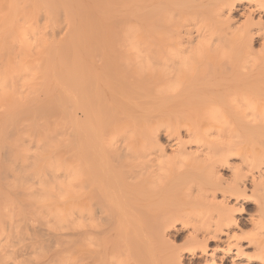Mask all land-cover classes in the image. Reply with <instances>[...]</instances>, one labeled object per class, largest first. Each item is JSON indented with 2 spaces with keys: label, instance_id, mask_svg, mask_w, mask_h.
I'll return each mask as SVG.
<instances>
[{
  "label": "bare ground",
  "instance_id": "obj_1",
  "mask_svg": "<svg viewBox=\"0 0 264 264\" xmlns=\"http://www.w3.org/2000/svg\"><path fill=\"white\" fill-rule=\"evenodd\" d=\"M20 141L69 145L66 177L0 178V264H50L19 224L84 207L57 264H264V0H0V151Z\"/></svg>",
  "mask_w": 264,
  "mask_h": 264
},
{
  "label": "rangeland",
  "instance_id": "obj_2",
  "mask_svg": "<svg viewBox=\"0 0 264 264\" xmlns=\"http://www.w3.org/2000/svg\"><path fill=\"white\" fill-rule=\"evenodd\" d=\"M55 35L58 36L59 33L56 32ZM19 45L20 44H15V49H17ZM53 145H57L59 148L69 146L67 144L60 142L51 144L48 143L47 141L44 142L20 141L14 144L2 145V149L0 151V161L3 163L5 162L8 163L12 167L9 166V168L7 169L2 165H0V178L3 181L4 180H8L12 182L16 181L18 182L17 185H21L22 183H30V182L36 184L37 180L39 179L38 174L44 172H45L44 180H52L57 175L59 176V179L65 178L66 177L65 172L61 167L47 163V161L51 163H61V162H67L68 160V153H64V151H59V150L54 151L48 149ZM8 147H17L22 149L25 147L28 149V151L26 153H23L22 150H18L17 152H15L9 150ZM41 162H46L45 164L49 166V168L41 165L40 164ZM16 190H19V188H17ZM89 215L90 212L87 210L86 207H84V210L81 211V217L78 219L79 223H77V225L73 227L70 224V228L68 221L59 223L51 220L50 224L53 225L55 228H50L47 225H45L43 222L34 221L30 216L26 215V221L20 223L19 227L24 231L27 230V232H32V233L36 232L37 234L43 236L45 241L44 246L42 247L44 249V253H43L44 258L49 260L50 264H57V259H55L54 256L55 254L53 253L64 249L65 243L69 238L68 235H70L71 233L77 234L78 232L80 233L81 230L82 233H85L83 231L84 227L82 226L86 225V228H88L87 224L89 221L88 220ZM103 215L104 214H102V216ZM100 218L101 217L97 218L99 219L98 222L103 221L100 224H102V226L103 225L107 226L108 230L107 229L105 230V227L102 228L101 225L99 228L104 229L103 231L100 232L98 231L99 229L91 230L90 234L84 236V241H83L84 248L95 249L98 247L100 242L103 243L104 241H106V239L108 240L109 237H112L114 231L109 230L110 226L109 224H107L108 218L103 217L106 218L105 223H104L105 219L103 220L102 218L101 220ZM2 223H4L3 226H5L6 229L8 230L7 228L8 221L5 220ZM28 235L29 234L24 233L20 239L12 238L11 241L15 244V246L28 247L33 242V238H29ZM56 244L59 246L57 249L54 248ZM213 246H214V242H210V245L208 246L207 249L210 250L211 249L210 247ZM115 250L116 248L114 247L113 244L111 246H108V252L115 254ZM29 258H31V256H29L27 259ZM104 260L105 261L103 264H115V262L111 258L110 253H107V256L105 257ZM83 264H87V263H83Z\"/></svg>",
  "mask_w": 264,
  "mask_h": 264
}]
</instances>
